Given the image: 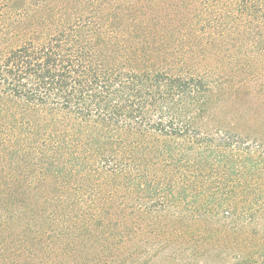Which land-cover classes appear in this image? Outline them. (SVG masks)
<instances>
[{
    "label": "trees",
    "instance_id": "1",
    "mask_svg": "<svg viewBox=\"0 0 264 264\" xmlns=\"http://www.w3.org/2000/svg\"><path fill=\"white\" fill-rule=\"evenodd\" d=\"M84 2L89 4L0 0V25L26 22L34 27L22 44L0 50V152L32 157L44 165L43 175L54 171L55 177L71 182L48 190L13 187L6 183L12 175L2 168L1 205L27 201L35 193L52 220L68 197L80 205L85 201L79 175L93 180L108 202L120 199L121 189L132 196L144 184L142 167L150 169L159 158L175 157L172 143L181 147V156L183 151L223 148L243 158L261 151L258 141L244 149L238 135L219 125L211 127L218 120L220 97L230 87H224L227 78L208 65L210 59L201 57L203 52L209 57H264V0H183L184 13L171 15L143 6L106 11L98 0H91L87 9ZM161 18L194 28L195 41L151 44L127 39L139 30L150 33L147 23ZM136 21L137 31L125 27ZM222 62L241 74L255 70L235 58ZM97 195L86 199L97 202ZM237 204L220 208L230 215ZM263 209L264 202L258 201L248 211L256 216ZM189 234L176 238L202 249L235 250L236 264H264V235Z\"/></svg>",
    "mask_w": 264,
    "mask_h": 264
},
{
    "label": "rangeland",
    "instance_id": "2",
    "mask_svg": "<svg viewBox=\"0 0 264 264\" xmlns=\"http://www.w3.org/2000/svg\"><path fill=\"white\" fill-rule=\"evenodd\" d=\"M87 1L89 4L83 5L91 9V0ZM98 1L106 11L116 8L137 11L143 6L155 13L171 15L187 9L183 0H160V4L157 0ZM194 10L193 7L191 11ZM171 23V19H155L147 23L150 33L139 30L141 35L138 32L127 39L151 44L185 42L189 45L195 41L194 28L185 29L187 26L182 27L177 21ZM31 26L26 22L8 26L2 23L0 50L26 41L31 37L34 28ZM139 26L138 21L125 23L133 32ZM202 54L201 59H210L208 65L217 76L227 78L228 83L226 79L222 81L224 87H230L220 97L218 120L211 127L219 125L238 135L242 140L240 147L244 149L258 141L262 143L261 151L243 158L223 148L205 153L183 151L181 156V147L172 143L175 157L170 161L159 158L150 169L142 167L140 175L144 184L136 187L132 196L121 189L117 193L121 198L108 202L103 190L94 187L93 180H82L83 175H79L77 182L85 193V201L80 205L77 198L76 203L66 197L52 220L44 215L47 207L35 193L29 194L27 201L0 203V264L13 261L16 264H236L235 250L202 249L176 237L188 233L192 236L217 233L228 237L264 235V209L256 216L248 211L253 203L264 202V57H258V61L257 57ZM234 58L253 64L255 70L238 73L234 66L227 64ZM3 157H8L7 163L3 164ZM2 168L12 175L6 183L13 187L48 190L71 183L70 179L55 177L54 171L43 175L44 165L19 153L6 156L0 152V171ZM86 195L100 198L97 202L91 201ZM124 201L132 209L122 205ZM226 203H238L230 215L220 208ZM125 225L128 229H124ZM27 249L25 255L19 256Z\"/></svg>",
    "mask_w": 264,
    "mask_h": 264
}]
</instances>
